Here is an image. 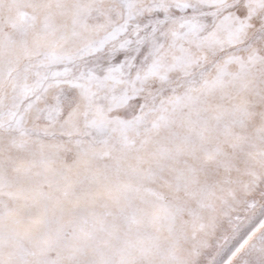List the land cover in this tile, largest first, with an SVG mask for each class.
Segmentation results:
<instances>
[{
	"label": "snow or ice",
	"instance_id": "snow-or-ice-1",
	"mask_svg": "<svg viewBox=\"0 0 264 264\" xmlns=\"http://www.w3.org/2000/svg\"><path fill=\"white\" fill-rule=\"evenodd\" d=\"M0 264H264V0H0Z\"/></svg>",
	"mask_w": 264,
	"mask_h": 264
}]
</instances>
